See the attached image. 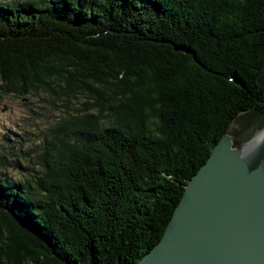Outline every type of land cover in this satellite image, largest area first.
I'll use <instances>...</instances> for the list:
<instances>
[{
	"label": "trees",
	"instance_id": "16d2710c",
	"mask_svg": "<svg viewBox=\"0 0 264 264\" xmlns=\"http://www.w3.org/2000/svg\"><path fill=\"white\" fill-rule=\"evenodd\" d=\"M41 90L86 99L0 176V264H135L218 137L264 125V0H0V96Z\"/></svg>",
	"mask_w": 264,
	"mask_h": 264
},
{
	"label": "water",
	"instance_id": "95a60500",
	"mask_svg": "<svg viewBox=\"0 0 264 264\" xmlns=\"http://www.w3.org/2000/svg\"><path fill=\"white\" fill-rule=\"evenodd\" d=\"M258 132L241 143L232 134L218 137L184 184L158 242L135 264L264 263V143L247 144Z\"/></svg>",
	"mask_w": 264,
	"mask_h": 264
},
{
	"label": "rangeland",
	"instance_id": "374dc122",
	"mask_svg": "<svg viewBox=\"0 0 264 264\" xmlns=\"http://www.w3.org/2000/svg\"><path fill=\"white\" fill-rule=\"evenodd\" d=\"M85 99L84 94H79L65 101L42 90L23 96L1 95L0 176L23 182L32 178L34 170H38L36 154L49 127L74 112Z\"/></svg>",
	"mask_w": 264,
	"mask_h": 264
},
{
	"label": "bare ground",
	"instance_id": "6f19581e",
	"mask_svg": "<svg viewBox=\"0 0 264 264\" xmlns=\"http://www.w3.org/2000/svg\"><path fill=\"white\" fill-rule=\"evenodd\" d=\"M263 132H264V129L259 131L258 134H256V136L254 138H252V139L250 138L247 141L248 146L252 147L257 142V140L262 137Z\"/></svg>",
	"mask_w": 264,
	"mask_h": 264
},
{
	"label": "clouds",
	"instance_id": "9594fccd",
	"mask_svg": "<svg viewBox=\"0 0 264 264\" xmlns=\"http://www.w3.org/2000/svg\"><path fill=\"white\" fill-rule=\"evenodd\" d=\"M262 143H264V137L259 138V139L257 140V146H259V145L262 144ZM247 155H248L247 152H241V153H240V158H241V159H245V158L247 157Z\"/></svg>",
	"mask_w": 264,
	"mask_h": 264
}]
</instances>
